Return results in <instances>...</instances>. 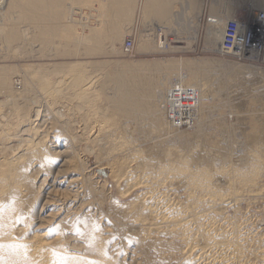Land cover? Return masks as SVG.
I'll return each mask as SVG.
<instances>
[{
  "label": "rangeland",
  "instance_id": "rangeland-1",
  "mask_svg": "<svg viewBox=\"0 0 264 264\" xmlns=\"http://www.w3.org/2000/svg\"><path fill=\"white\" fill-rule=\"evenodd\" d=\"M188 1L192 5L198 2ZM130 4L133 8L124 25L127 30L114 45L116 50L110 41H105L103 50L91 55L81 50L77 55L59 56L52 47L45 48L32 40L38 30L28 23H19L17 10L13 21L0 17V26L16 21L21 35L25 33V40L22 37L23 40L9 44L0 35V76L3 74L6 79V85L0 88V148H7L0 151V168L15 165L23 170L19 179L0 174V188L11 186L13 194L9 201L12 216L0 226L2 234L14 237L12 247L17 245L16 241L32 234L50 240L57 234L61 238V235L76 232L72 224L69 228L57 225L66 221L67 218L62 217L72 207L62 203L71 195L63 192L67 183L60 187L51 183L53 174L39 188L48 174L45 163L58 169L63 160L68 161L67 166L72 165L73 174L61 173L56 182L72 177L78 179L69 189L79 188L89 196L86 204L93 214L91 227L94 231L98 230L96 226L99 228L95 241L110 249L112 256L106 255V260L112 264L127 263L134 249L135 243L123 232L132 224L129 212H147L153 217L162 204L153 203L157 197L158 201L184 210L191 204L190 194L196 190L194 195L204 200L200 187L209 185L212 194L222 200L226 195L236 196L234 206L228 205L222 212L236 221L235 224L245 225V229L254 233L256 226L264 224V55L256 63L245 62L218 54L222 44L216 47L211 43L217 30L223 40V30L232 17L246 19L254 7L264 9V0H256V6L252 4L251 8L245 6L249 3H239V9L229 16H211L207 11L202 30L196 24L180 21L178 16H185L187 10L171 8L167 17L158 18L155 14L144 15V0H132ZM86 11L76 10L72 22L93 25V19L84 14ZM199 34L202 40L195 42ZM127 40L133 42L134 48L125 55ZM160 40L164 43L163 49L157 47ZM148 52L155 55H142ZM203 58L216 60L218 66L214 67L211 61L212 67L194 70L196 75L202 76L200 85L194 88L198 90L199 113L203 119L195 130L170 128L165 111L162 113L165 106L160 102H154L160 108L159 116L144 108L133 110L129 107L130 101L120 103L128 99L129 86L123 81L127 83L136 78L135 75H142L149 82L156 80L155 84L166 77L172 83L175 75L188 71L178 65L170 67L173 69L158 67L139 71L122 69L123 64L145 62L151 65L171 59L199 61ZM55 64L65 68L57 72ZM39 69L48 76V89L38 80ZM78 79L88 83L85 95H79L75 88L70 90L73 87L70 84ZM199 129L203 135L198 133ZM38 141L42 144H37ZM207 142L226 149V159L207 160ZM34 149L44 152L39 158L29 156ZM52 152L61 153L60 157ZM24 153L26 155L22 156ZM242 157L246 158L245 163L240 162ZM51 185L58 191H51ZM33 192L37 193L36 198ZM2 195L9 200L5 190ZM35 208L43 218L41 225L37 224L41 221L30 220ZM5 209L4 204L2 212ZM148 223L156 225L153 221ZM101 226L106 228L105 233V230L100 231ZM148 229L147 237L153 245L147 250L149 264H176L180 249L177 242L171 247L172 240L167 233Z\"/></svg>",
  "mask_w": 264,
  "mask_h": 264
},
{
  "label": "bare ground",
  "instance_id": "bare-ground-1",
  "mask_svg": "<svg viewBox=\"0 0 264 264\" xmlns=\"http://www.w3.org/2000/svg\"><path fill=\"white\" fill-rule=\"evenodd\" d=\"M160 1L166 2V4L163 2L164 7H160L157 4V2ZM170 1L171 0H150V5L147 6L148 10L146 11H148L150 15L155 14L158 18H164L170 11L169 9L171 6L169 7L168 4ZM211 1L212 0H203L204 3L201 11L203 15L202 17L199 16L200 20L198 24V26H200V30H202L201 25L205 23L206 14ZM130 2H132V0H0V17L3 20L10 21L14 16V11L17 10V21H19V23H28L38 30L37 35H35L32 40L40 42V44H43L45 48L52 47L56 54H60L59 56L77 55L81 53V50H83L84 54L91 55L92 52L102 51L105 41H110L112 46H114L117 41H120L122 34H124L127 30L124 25L129 19L130 9L133 8ZM251 2L254 7L256 0H251ZM144 8L146 7L144 6ZM79 9L87 10L84 14L87 15L88 19H93V25H76L72 22L71 19H73L75 11ZM254 10L264 13V9H256L254 7ZM149 13L145 15L148 16ZM250 14L251 12H249L246 19L250 17ZM246 19L245 17L235 19L232 17L230 22L242 21L241 23H243L247 22ZM15 22L16 21L8 26L4 23L6 25L5 27L0 26V35L3 36V39H5L4 41L8 42L7 44L15 40L20 41L22 37L25 40V33L24 35H21L22 32L19 31V26L16 27V24L18 23ZM84 22L86 24V21ZM209 25L211 24L209 23ZM241 32L244 31L241 30ZM201 33L202 31L200 34ZM200 34L196 36L195 42L202 40ZM31 37L32 36H30V39ZM163 45L164 43L160 40L157 47L163 49ZM115 47L116 46H114V49ZM180 48L184 47H178L175 49ZM114 49L111 48V50ZM124 53L126 55L127 53H130V51L126 50ZM263 55L264 53L261 56ZM259 59L260 57H257L253 61L245 60V62L256 63ZM211 61L213 62L214 67L218 66L216 60L208 58L204 60L201 59L199 61H195V59H171L166 61L164 60L162 62L160 61L151 65H148L145 62H133L131 65L123 64L121 66L122 69L127 68L139 71L147 70L148 68L156 70L158 67H160V70L161 68L173 69L170 67H174L176 65L181 68L186 67L188 71L175 75L176 79L173 78L172 83H170L169 78L166 77H160L161 79L160 81L158 80V84H155L157 83L155 82L156 80H154V82H149L147 79L145 81L144 76L141 77L142 75H133L134 77H137L133 78V80L130 78L129 80L131 81L127 83L126 80L123 81L124 85L127 87L129 86L128 99H123L120 103L122 104L123 102L130 101L131 103L129 107H132L133 110L144 108L148 112L153 111L152 113L158 114L157 116H159L160 114L158 111L160 108L156 107L154 102H160L165 106L162 109V113L165 111V118L170 128L172 127L176 130L187 131L193 129L195 130L201 126L200 124L203 122L201 113H199L200 110L198 104L197 110L195 111V125L192 126L191 129H179L168 120L169 114L166 109V96L169 90L177 84L182 87L188 86L191 88V91H194L197 95L198 90L194 88V86L200 85V78L202 76L196 75L194 70L212 67L213 64ZM54 68H56L58 72L59 69H64L65 67L64 65L60 66L59 64H55ZM175 71L171 70V72ZM39 72H41L40 69ZM200 72L202 71L200 70ZM177 76L179 78H177ZM4 78L5 76L2 74V76H0V88H3L6 85V79ZM38 80L40 81L42 87L44 86L48 89V86L50 85L48 76L41 72ZM79 80L80 79L73 83V85L70 84V87L73 86L70 90L75 88L74 90L78 91L79 95H85L89 89L88 83H83L86 80H82L83 82H79ZM10 98L11 96L9 99ZM198 133L203 135L201 129H199ZM37 144L40 145L42 142L38 141ZM207 145L208 148L205 146V148H207V152L205 151L208 157L207 160L212 157H221L223 160L226 159L227 154H224L226 149L219 147L213 142H207ZM3 148L7 149L6 147L1 146L0 151ZM34 150L35 152L29 154V156L39 158L44 152L39 149ZM52 153L56 156L59 155V157L61 154L59 152ZM25 155L26 153L22 154V156ZM63 161L62 164L59 165L60 168L58 169H56L57 167L54 169L50 168V164L45 163L48 174H45L46 176L41 180L39 188L46 184L47 177L53 174L54 176L51 183H57L59 187L60 184L67 183L63 192H69L71 195L68 196L66 201L62 203H69L72 207L70 208V211L62 217V219L67 218L66 221L64 223L58 222L57 225L60 228H69L70 224H72V227L76 232L73 231L74 233H66L64 236L61 235V238L58 237L57 234L55 238H51L50 240L43 239L36 234H32L27 239L16 241L17 245L14 247L11 245V243L14 242V237L12 235L6 236L0 232V264H112L106 260V255L112 256L110 254V249L104 245H97L95 241L97 235L96 232L99 228L96 226L95 228L98 230L94 231L91 227V216H93V214H91L90 211L91 207L87 205L88 203L86 204L89 200V196L82 193L83 190L80 191L79 188L72 190L69 189L71 185L77 184L78 179L76 177H72L68 181L64 179L63 181L59 180L60 182H56V177L60 176L61 173H72V165L69 164V166H67L68 161ZM240 162L245 163L246 158H240ZM0 174L19 179L23 175V170L15 165L2 166L0 168ZM34 174L35 173H33V175ZM222 183L224 185V182ZM51 188V191L55 190L53 185H51ZM200 189L202 194L201 197H205V199L202 200L203 198H201L200 200V196L194 195L196 193V190H194L193 193L190 194L191 204L184 210H180L176 206L167 202L158 201L159 198L157 197V199L154 198L152 200L153 203L156 205L160 203L162 204L159 206L160 209L158 213L153 217L147 212H129L131 216L128 213L130 216L128 219L132 224H129V226L127 225L128 227L126 226L124 231H121L125 232V235H127L128 238H130V240L135 244H133L134 249L132 253H130L132 254L129 258L130 260L125 264H149L147 250L153 245L152 241L149 237H147L148 228L167 233L172 240L170 243L171 247L174 242H177L180 249L177 253L176 264H264V224H260L258 227L256 226V229L254 230L255 233L251 230L245 229V225L242 227L241 224H235L236 221L234 222L229 216L223 215L222 212L226 206H234L236 196L226 195V199L222 200V197L212 194L211 187H209V185L208 187L201 186ZM3 190H5L6 194L9 196V200L2 195ZM55 191L57 192L58 190ZM12 197L13 194L11 193V186H9L8 189L0 188V226L6 224L12 216V212L10 210L13 211V209H10L9 205ZM33 197H37L36 192H33ZM4 204L6 205V209L2 212V205ZM26 208H28V206H26ZM149 217L152 218L150 219ZM33 219L37 222L41 221L40 224L37 223L38 225H41L43 222V218L36 213V208L30 215V220ZM152 221L155 222L156 225L147 224V222ZM105 229L102 226L100 227V231H104ZM23 230L24 229H22V231ZM105 232L106 230L104 233Z\"/></svg>",
  "mask_w": 264,
  "mask_h": 264
},
{
  "label": "built area",
  "instance_id": "built-area-1",
  "mask_svg": "<svg viewBox=\"0 0 264 264\" xmlns=\"http://www.w3.org/2000/svg\"><path fill=\"white\" fill-rule=\"evenodd\" d=\"M242 21H228L225 25L221 50L222 56H234L243 61H253L264 53V13L252 10L250 17ZM240 30L244 32H240ZM125 49L131 51L133 42L127 40ZM168 120L179 129H191L195 125L198 97L188 86H173L166 96Z\"/></svg>",
  "mask_w": 264,
  "mask_h": 264
},
{
  "label": "crops",
  "instance_id": "crops-1",
  "mask_svg": "<svg viewBox=\"0 0 264 264\" xmlns=\"http://www.w3.org/2000/svg\"><path fill=\"white\" fill-rule=\"evenodd\" d=\"M163 2L166 4L165 1L157 2V4L160 7H164ZM195 2H197V1L195 0ZM203 3H204L203 0H198L196 5L195 4L192 5V4H190V2L188 0H171L169 4H170L171 8H177V9H181L182 11H184V10L188 11L187 14H185V16H183V14H182V16H178L179 19H181L180 21L183 22V24H188V25L196 24L198 26L200 17H202V15H203V13L201 12L202 8H203ZM239 3H242V4H245V3L248 4L249 3L248 5H245L246 7L248 6L249 8H251L252 4H253L251 2V0H212L211 4L209 5V8H208V13L211 16H217V17L229 16L230 14H232V12H234V10L236 8H238ZM148 5H150V0H144V6L146 7V10H148L147 9ZM155 7H158V6H155ZM147 13H149V12L146 11L144 13V15ZM188 13H189V15H188ZM148 16H150V13ZM223 33H224V30H223ZM211 40L213 41V42H211L213 46H216L219 43L222 44V38L219 37L218 30L216 33V38L211 39ZM175 48H178V47H174V49ZM184 49L185 48H180V49H176V50H184ZM142 55H145V56L153 55L154 56L155 52H148V53H145Z\"/></svg>",
  "mask_w": 264,
  "mask_h": 264
}]
</instances>
